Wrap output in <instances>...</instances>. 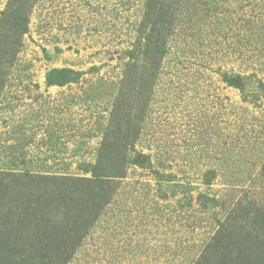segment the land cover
Returning <instances> with one entry per match:
<instances>
[{
	"label": "rangeland",
	"instance_id": "374dc122",
	"mask_svg": "<svg viewBox=\"0 0 264 264\" xmlns=\"http://www.w3.org/2000/svg\"><path fill=\"white\" fill-rule=\"evenodd\" d=\"M145 3L0 0V171L91 177L117 111L138 134L128 163L147 158L69 264H190L231 209L264 206V0H168L157 78L131 58ZM53 69L82 76L49 87ZM224 74L252 76L246 100Z\"/></svg>",
	"mask_w": 264,
	"mask_h": 264
},
{
	"label": "trees",
	"instance_id": "16d2710c",
	"mask_svg": "<svg viewBox=\"0 0 264 264\" xmlns=\"http://www.w3.org/2000/svg\"><path fill=\"white\" fill-rule=\"evenodd\" d=\"M144 6L143 32L151 27L146 35L148 44L141 48L137 41L131 58H150L157 78L167 54V32L173 29L175 18L168 0H146ZM81 76L69 69H53L46 84L63 86ZM251 77L224 74L223 81L240 90L246 100ZM253 97L252 101L259 98ZM117 113L120 124L111 134L113 141L104 143L98 159L90 165L91 177L0 171V264H69L115 193L117 182L126 177L128 166L143 165L138 158L147 159L137 154L128 163L127 153L134 150L138 134L128 128L121 112ZM206 181L210 184L211 178ZM236 208L218 221L190 264H264V206L244 202Z\"/></svg>",
	"mask_w": 264,
	"mask_h": 264
}]
</instances>
